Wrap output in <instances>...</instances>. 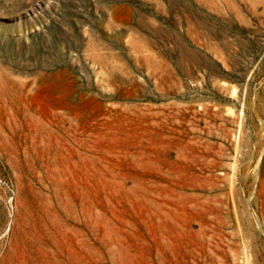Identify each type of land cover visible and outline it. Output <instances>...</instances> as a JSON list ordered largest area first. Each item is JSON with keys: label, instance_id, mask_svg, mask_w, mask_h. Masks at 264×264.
<instances>
[{"label": "rangeland", "instance_id": "374dc122", "mask_svg": "<svg viewBox=\"0 0 264 264\" xmlns=\"http://www.w3.org/2000/svg\"><path fill=\"white\" fill-rule=\"evenodd\" d=\"M0 264H264V0H0Z\"/></svg>", "mask_w": 264, "mask_h": 264}]
</instances>
